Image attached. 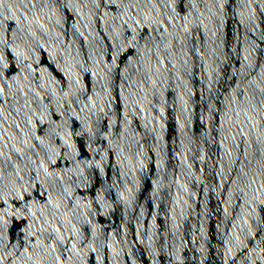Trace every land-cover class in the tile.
<instances>
[{"label": "water", "instance_id": "obj_1", "mask_svg": "<svg viewBox=\"0 0 264 264\" xmlns=\"http://www.w3.org/2000/svg\"><path fill=\"white\" fill-rule=\"evenodd\" d=\"M0 264H264V0H0Z\"/></svg>", "mask_w": 264, "mask_h": 264}]
</instances>
